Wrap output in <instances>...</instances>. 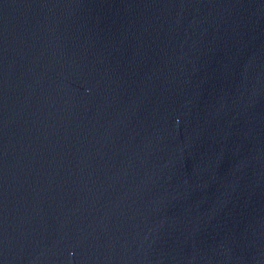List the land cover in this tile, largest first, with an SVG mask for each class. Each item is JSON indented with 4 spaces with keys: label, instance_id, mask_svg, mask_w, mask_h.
I'll return each mask as SVG.
<instances>
[{
    "label": "water",
    "instance_id": "95a60500",
    "mask_svg": "<svg viewBox=\"0 0 264 264\" xmlns=\"http://www.w3.org/2000/svg\"><path fill=\"white\" fill-rule=\"evenodd\" d=\"M0 264H264V0H0Z\"/></svg>",
    "mask_w": 264,
    "mask_h": 264
}]
</instances>
